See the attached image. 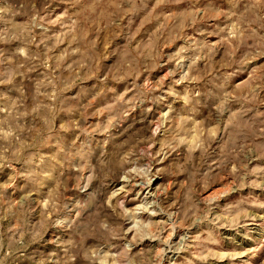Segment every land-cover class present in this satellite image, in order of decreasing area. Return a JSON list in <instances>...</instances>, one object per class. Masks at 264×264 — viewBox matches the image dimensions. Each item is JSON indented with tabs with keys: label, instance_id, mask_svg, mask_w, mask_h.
<instances>
[{
	"label": "rangeland",
	"instance_id": "obj_1",
	"mask_svg": "<svg viewBox=\"0 0 264 264\" xmlns=\"http://www.w3.org/2000/svg\"><path fill=\"white\" fill-rule=\"evenodd\" d=\"M0 264H264V0H0Z\"/></svg>",
	"mask_w": 264,
	"mask_h": 264
}]
</instances>
